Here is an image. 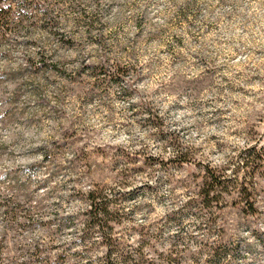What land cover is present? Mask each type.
I'll return each mask as SVG.
<instances>
[{
    "label": "rangeland",
    "instance_id": "1",
    "mask_svg": "<svg viewBox=\"0 0 264 264\" xmlns=\"http://www.w3.org/2000/svg\"><path fill=\"white\" fill-rule=\"evenodd\" d=\"M12 7L19 27H0V264H103L100 219L85 236L92 190L125 249L161 264H264V0ZM121 134L140 147L109 142Z\"/></svg>",
    "mask_w": 264,
    "mask_h": 264
},
{
    "label": "trees",
    "instance_id": "2",
    "mask_svg": "<svg viewBox=\"0 0 264 264\" xmlns=\"http://www.w3.org/2000/svg\"><path fill=\"white\" fill-rule=\"evenodd\" d=\"M17 0H0V27L3 29L6 33L9 31H12L13 28L19 27V24L17 21L12 22L11 17H16L17 13L13 10V4ZM30 2H33L34 0H29ZM101 68L99 67H93L91 69L90 77H98L100 83L104 81V79H101L100 76H103L101 73ZM82 69L78 70L76 74L78 76L76 79L82 77ZM103 78V77H102ZM85 83V81L83 82ZM156 122V121H154ZM157 123V122H156ZM208 174H212L211 169H207ZM212 178V183H215L216 176L210 175ZM101 195L100 191L92 190L89 195L88 199L90 202V210L88 212V220L86 224V231L85 236L89 237L90 231L94 228L95 222H97L98 219H100V222L98 223L99 226L103 227V230L105 231L104 237H103V245L106 247V255L103 261V264H161L162 260L155 257H150L143 249V245H140L138 247H127V249L123 248V246L117 242V239L112 233V227L110 226V213L107 209L108 206L105 203L101 204ZM210 195L211 191L208 190L206 194L204 192L201 193V197H205V199H202V202L199 204L200 207H197V214L201 216L203 211L211 209V202H210ZM105 204V205H104ZM248 210H251V213L253 214L255 212L253 205L248 206ZM207 221H212V218L207 217ZM105 226L107 229H105ZM143 231V230H142ZM141 231V232H142ZM143 234V233H142ZM38 251V247H36ZM171 261L173 260V257L169 258ZM2 264V263H1ZM19 264H47V261H43L40 256H31L28 261L24 263Z\"/></svg>",
    "mask_w": 264,
    "mask_h": 264
},
{
    "label": "clouds",
    "instance_id": "3",
    "mask_svg": "<svg viewBox=\"0 0 264 264\" xmlns=\"http://www.w3.org/2000/svg\"><path fill=\"white\" fill-rule=\"evenodd\" d=\"M139 88L140 89H144L145 88V85L144 84H141V85H139ZM159 99L162 100V101H164V103L161 104V108L163 110H167L168 100L170 98L167 95H164V96L159 97ZM172 99H174V97ZM160 114L163 115L164 114V111H161ZM185 116L194 117L195 114H194L193 111H187L186 110V111L181 112L176 119L179 121V120H181ZM196 122H197L196 121V118H193V119L188 120L186 123L188 125H191V124H194ZM204 131H205V133H212V132H215L216 129L215 128H208V127H206L204 129ZM133 132H134V134H136V135L139 136V139L140 140H143L147 136V133H141L140 130H139V128L133 129ZM136 135H133L132 137H129V136H125V135L121 134L118 139L110 140L109 142L112 143L113 145H124L125 147H128L135 140L136 141L135 142V147L136 148H139L140 147V143H139V140H136ZM193 135H196V134L194 133ZM236 143L240 144V143H242V141H236ZM222 162H223V157H221V156L216 157V163L217 164L222 163Z\"/></svg>",
    "mask_w": 264,
    "mask_h": 264
}]
</instances>
